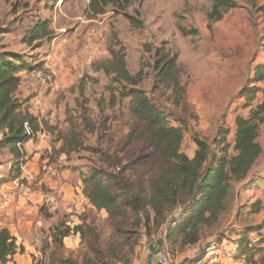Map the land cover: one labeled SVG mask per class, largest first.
<instances>
[{
	"label": "rangeland",
	"instance_id": "374dc122",
	"mask_svg": "<svg viewBox=\"0 0 264 264\" xmlns=\"http://www.w3.org/2000/svg\"><path fill=\"white\" fill-rule=\"evenodd\" d=\"M236 1L214 21V4L208 0H120L108 5H98V0H0V51L20 54L33 67L21 70L18 94L49 125L24 146L35 182L21 179L26 164L22 176L11 179L14 159L0 149V186L18 181L24 188L30 185L33 193L49 178L64 181L63 192L70 193L63 199L59 188L44 186L41 193L50 195L48 202L46 197L34 203L28 194L11 218L13 196L10 208L0 215V227L7 223L24 247L16 264H122L117 260L122 256L126 264H139L144 252L151 257L157 245L167 246L173 264H209L212 252L221 249L234 253L232 264H249L246 255L236 260L234 252L238 236L248 229L249 238L259 240L252 253L256 258L264 255V124L258 137L261 157L246 179L232 182L227 211L215 227L202 228L197 245L172 248L153 214L149 229L137 225L133 216L114 221L83 193V176L92 169L119 174L126 168L121 169L126 179L121 177L120 186L146 195L166 168L148 146L151 134L145 123L131 112L136 99L125 95L131 89L163 105L167 118L177 112L171 124L183 126L181 152L188 157L197 150L195 139L214 147L223 130L228 132V154H235V119L248 117L264 91V82L254 80L255 69L264 63V0ZM46 25L47 32L30 42L33 29ZM161 49L178 58V80L186 91L179 108L171 89L156 81V52ZM113 53L125 56L131 75L143 72L138 86L107 73ZM253 91L257 98L248 103L245 95ZM73 130L80 134L82 148L59 153V136ZM42 139L46 144L37 146ZM57 192L61 197L49 206ZM257 202L261 210L252 213L250 206ZM80 226L83 231L77 232Z\"/></svg>",
	"mask_w": 264,
	"mask_h": 264
},
{
	"label": "trees",
	"instance_id": "16d2710c",
	"mask_svg": "<svg viewBox=\"0 0 264 264\" xmlns=\"http://www.w3.org/2000/svg\"><path fill=\"white\" fill-rule=\"evenodd\" d=\"M208 1L214 4L210 14L214 21L223 18L224 13L220 10L227 11L237 5L236 0ZM102 2L108 5L120 0H98V5ZM261 10L264 11V5ZM96 13L101 14V11ZM33 30L30 42L41 38L47 32V25ZM177 59L174 53L157 50L154 69L157 83L171 89L174 105L179 108L186 91L178 80ZM24 68L33 70V67L24 63L22 55L0 51V149L8 150L14 159L11 179L22 176V169L27 163L24 146L31 139H36L39 133L49 129L48 123L34 115L19 97L18 91L22 83L20 72ZM107 73L115 75V80H122L132 86H138L143 80V72L131 75L126 67L125 56L117 53L112 54ZM254 80L258 83L264 82V63L255 69ZM127 92L125 95L134 96L136 99L131 112L145 123V128L151 134L148 146L166 168L151 182L146 195H139L134 189L126 190L120 186L121 177L126 179L121 169L126 171V168H121L119 174L92 169L83 176V193L96 210L106 211L108 217L114 221L133 216L137 225L143 223L149 229L153 214L155 224L159 225L166 242L172 248L176 244L182 249L197 245L201 240L202 228L215 227L227 211L232 182L246 179L262 155L258 137L260 127L264 124V91L261 102L251 110L248 117L237 116L235 119L234 155L228 154L229 145L225 140L228 132L223 130L222 139L213 141L214 147L195 139L197 150L191 158L181 152L185 133L183 126L171 124L177 118V112L176 117L167 118L163 105L146 96L144 91L131 89ZM245 98L248 103L255 101L257 91L246 94ZM59 140H62L58 151L61 154L69 155L82 148L80 134L75 130L69 135L59 136ZM123 194L125 199L121 200ZM260 206L259 202L254 203L250 206L251 212L259 213ZM83 228L80 226L75 230L82 232ZM251 232L248 229L245 235H237L239 239L235 244V259L246 255L249 264H264V255L256 258L252 253L257 244L250 246ZM66 236L67 233H63V237ZM124 246L125 243L123 249ZM23 253L24 247L17 244V239L11 232L1 228L0 264H7L17 254ZM117 260L122 264L128 262L125 256Z\"/></svg>",
	"mask_w": 264,
	"mask_h": 264
},
{
	"label": "crops",
	"instance_id": "0c3cea01",
	"mask_svg": "<svg viewBox=\"0 0 264 264\" xmlns=\"http://www.w3.org/2000/svg\"><path fill=\"white\" fill-rule=\"evenodd\" d=\"M31 142H28L26 145L29 146ZM43 143L46 144V141L45 139H42L40 140L38 143H37V146H43ZM29 165L26 164V170L24 172V175L26 173H34V171H31V169L28 168ZM35 174V173H34ZM35 176L37 177V175L35 174ZM39 189L35 190V192L31 193L32 190H31V187L29 185V187H22V186H17V183H8L6 185H2L0 186V195L1 193L7 189V190H11L13 196H14V203L12 205V208L11 210L9 211L8 215L12 218L14 216V214L12 213L13 209L15 210H18L21 206V204L27 200V197L29 198V195L28 194H31V198H32V202H39L41 201L42 199L46 200L47 199V202H48V199L50 197L49 196H43V193H41V188L42 187H49V189L51 190H54V189H57L59 188L60 191L62 192L63 194V199H66L68 198V196L70 197V193L68 191L65 190V192H63V189H64V181L61 182V180H58V181H52L51 179L49 178H45L44 180H42L39 184ZM58 189V190H59ZM46 198V199H45ZM15 204V205H14ZM54 208V207H53ZM20 214H17V217L19 216ZM7 223H5L3 225V227H0V228H7L9 229L11 232L13 231L12 228L10 226H8V224L6 225ZM13 234V233H12ZM15 235V234H14ZM16 238H18V236H16ZM19 242V241H18ZM144 256H142L139 264H148V259L151 257L148 255L147 251L144 252ZM233 254H230L229 251L227 252H223V249L221 250H217V251H213L212 254L210 255V263L209 264H213L214 262H218V264H232L234 262L233 260ZM18 255H16L14 258L15 259H12L10 262H8L7 264H16V257ZM19 264V263H18Z\"/></svg>",
	"mask_w": 264,
	"mask_h": 264
},
{
	"label": "built area",
	"instance_id": "2783aa9c",
	"mask_svg": "<svg viewBox=\"0 0 264 264\" xmlns=\"http://www.w3.org/2000/svg\"><path fill=\"white\" fill-rule=\"evenodd\" d=\"M22 180H25L28 184H31L33 182H35L36 180V176L33 173H26L25 175H23L21 177ZM17 186L19 187V182L17 181ZM59 197H61L59 195V193L57 192V194H55L54 196H51L50 200H49V206H53L54 204H56L58 202L57 199H59ZM12 198H13V194L11 192V190H7L5 189L2 192V199L0 202V215L8 210L12 204ZM254 237H252L250 239V246L253 247L256 244H258L259 240L258 239H253ZM236 252V247L234 249ZM234 258V257H232ZM150 264H173L172 263V259L171 256L169 254V251L167 249V246L165 245H157L155 247L152 248V256L150 259ZM213 264H218V262H214ZM238 264H243V262H239Z\"/></svg>",
	"mask_w": 264,
	"mask_h": 264
}]
</instances>
